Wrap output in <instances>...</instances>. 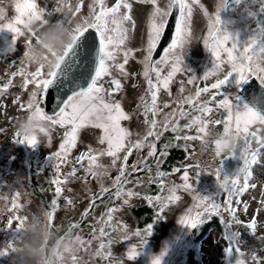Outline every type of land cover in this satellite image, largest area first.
<instances>
[{
    "label": "rangeland",
    "instance_id": "rangeland-1",
    "mask_svg": "<svg viewBox=\"0 0 264 264\" xmlns=\"http://www.w3.org/2000/svg\"><path fill=\"white\" fill-rule=\"evenodd\" d=\"M64 2L73 8L76 3H80L81 10L74 18L79 21L89 15L88 5L92 4L93 0H64ZM125 2L129 3L131 7L130 9L122 7L120 13L127 12L131 19L123 24L127 31L121 54L117 57L116 62H124L123 49L131 50L129 62L124 69L128 75H122L118 69L112 68L111 76L105 77L101 83L105 88V99L118 101L121 104V109L128 115L129 119L122 120L120 124L121 127L129 130L131 135L128 139L134 143L146 135L147 126L143 123L144 105L151 103L148 84L143 76V59L146 55L143 49L146 47L148 21L153 6L143 3L141 0H125ZM13 3L14 0H0V6L5 8V15L9 19L14 15ZM36 3L38 7L46 10L45 18L49 19L50 22H57V20L65 18L64 12L56 13L54 11L59 6L57 0H36ZM115 3L116 0H105V4L109 7ZM167 3L168 0H158V6L162 9L166 7ZM65 11H67L66 8ZM47 12H52L53 15L49 17ZM216 20H218L219 31L227 33L236 42L238 48L247 46L255 38H258V44H264V0H232L231 2H226V0H199V5H193L189 20L188 27L192 38L185 45L181 71L173 76L167 89L161 86L157 92L159 111L155 117L157 120L155 131L166 132L164 131L166 113H171L174 109L177 112H184L192 108L190 105L184 104L182 109H177V101L194 95L196 88L206 86L210 88V85L215 82V76H209L206 80L202 77L206 72L212 70L214 65V57L204 46L203 38L207 34L208 23ZM72 26L74 27V24ZM21 30L24 35L18 36L15 44H11L10 33L0 31V89L3 88L4 84L11 81L8 88L0 93V163L9 161L7 180L4 183L0 182V197H7V199L0 198V219L2 221L5 214L8 215V218L13 217L12 227L15 228L16 216L29 218L34 213H45L51 210V200L55 198L57 199V207L53 213L52 222L50 223L48 219L49 225L53 224L58 234L67 231L79 236L83 241L90 242L81 246L77 254L81 264H115L116 261H123V264H152L153 258H159L160 264H231L225 257V249L232 242V233L236 232L240 233L237 240L243 253L240 258L244 264H264V209H261V201L264 200V196L261 195L262 190H264V147L258 145L255 140L250 145L249 155L257 151L258 155L257 163L251 165L253 175L249 179V183H255L257 186L256 188H248L241 195L240 204H236L235 198L233 199L232 207L236 209L234 220L232 214L225 211L224 201L227 198V193L219 187L215 172L216 169L221 168V178H223V175L232 176L239 171L243 161L238 158V155L244 149V141L239 140L235 151L237 157H232V153H220V156H216L214 137L218 133L212 125H209L204 143L200 139L186 141L184 139V143L190 146L186 148V158L184 154L161 156L162 151H166L168 154V148L165 149L164 146L172 145L173 142L157 144L160 143L162 136L159 140H155V137H149L144 147L132 149L126 162L123 161V156L126 153L121 151L115 165L112 164V157L100 154L107 148L106 143H99V138L103 135L102 130L90 124L78 131L75 146L69 150L66 162L54 158V153L60 150L59 145L63 142L64 129L59 125L49 129L47 135L39 131L35 135L37 143L32 146L27 143H18L19 139L25 137L21 134L20 125L30 113L27 109V101L32 87V85L27 88L21 87L24 77L19 74V70L23 69L25 73H31L38 66L25 60L23 56L24 52L28 50L26 46L28 34L22 26ZM32 42L34 43V40ZM52 56L56 60L55 52H52ZM22 60H24L23 64L21 63ZM163 66L165 65H161L160 68ZM222 67L224 72L219 74L220 78L229 70L227 65ZM169 70L167 67V71ZM14 72L18 74L13 76L12 73ZM191 77H195L196 80L189 84L188 80ZM112 78L120 80V88L113 91L109 97L107 95L108 90L114 88L110 82ZM152 79L153 82H156L155 75L152 76ZM194 84L195 87H193ZM241 85L226 84L219 92H226L230 97H234L238 95V89ZM182 87L183 92L180 91ZM216 91L211 90V92ZM17 98L19 99L17 100ZM210 98L211 93H203L194 103L210 101ZM221 98L222 96L217 95V100ZM14 101L16 102L14 103ZM165 103L169 105L168 108L163 107ZM41 106L44 108V103ZM209 107L213 111L204 118L212 121L217 120L219 113L223 110L217 109L215 102H210ZM193 112L195 110L190 114ZM196 112L199 116L200 113ZM179 117V115L169 117V130H171L172 124H177L178 127L181 125L178 121ZM151 118L152 114L149 113V119ZM257 127L260 126L254 125L250 131H255ZM260 129L264 131V127ZM184 135L197 136V125H193L191 130L187 128ZM258 135L264 137V134L258 133ZM151 142L156 143L158 150H156L155 156L149 159L148 144ZM198 147L204 148L202 152L197 151ZM90 149L91 155L95 157L94 162L90 164L87 156L76 162L77 157L81 156L82 153H88ZM181 163L182 165L179 167ZM121 164H125V173L128 181H130L124 185V191L131 190L138 193V196L120 199L114 196L113 182L119 175ZM55 165H59V171ZM133 165L144 170L134 172ZM162 165L163 167H161ZM89 167L98 175L93 176L91 172H88ZM186 167L189 183L195 192L221 205L219 215L206 216L205 220L194 227L193 231L192 228H188L178 221L192 207V193L179 189L176 192L179 200L168 204L160 213L162 218L157 217L159 205L155 201L150 204L145 199V197L167 196L169 194L168 188L183 183L181 177ZM73 168L76 169L75 175L68 177L67 181L60 185L61 195L56 197L55 188L57 185L52 184L51 181L55 179L64 181L66 174L71 172ZM148 168H150V172L147 170ZM176 168L179 171H175ZM1 170L2 166L0 165ZM158 171L165 173V175L162 178H157ZM150 176L152 177L151 182ZM161 181L164 184L163 191L160 187ZM240 182L243 183L242 175ZM102 189H108V191L104 192ZM15 193H20L17 199V203L20 205L19 210L11 207V200ZM124 199L128 200L127 204L124 203ZM90 204L93 207L90 208ZM244 204H248L247 210L244 209ZM109 207L118 209L113 213V219L110 222L111 227L103 223L104 220H107L105 213ZM140 208H151L155 217L151 219L150 223L146 221V210L138 212ZM86 210L88 214L84 215ZM152 214H150L151 217ZM253 218L256 219L255 230L247 228ZM236 220H239L240 223L237 224ZM245 222L249 223L246 224ZM74 224L79 226L70 228ZM121 224L126 226L129 233L127 240H124L120 233L115 230ZM148 224H151V232L147 236L144 229ZM102 227L107 232L104 237H100ZM6 229L7 221L0 225V232L9 235L10 238L8 239H17L19 232L11 233V230ZM60 229H64L62 233H59L58 230ZM93 230H95L96 238L93 237ZM137 230L145 236L142 245L141 237L132 235ZM203 231L204 233L195 243L194 238ZM8 239H1L0 246H3ZM109 240L114 241V243L109 244ZM102 242L106 245L104 251L112 253L108 260L95 255ZM132 246H136L138 254L134 260L129 261L127 251ZM253 252L256 253L257 260L252 259ZM0 264H12L10 254L7 257H0Z\"/></svg>",
    "mask_w": 264,
    "mask_h": 264
},
{
    "label": "snow or ice",
    "instance_id": "snow-or-ice-1",
    "mask_svg": "<svg viewBox=\"0 0 264 264\" xmlns=\"http://www.w3.org/2000/svg\"><path fill=\"white\" fill-rule=\"evenodd\" d=\"M143 3L151 4L153 6L147 30V41L146 47L143 51L146 53L143 59V76L148 84V92L151 96V103L144 105V121L143 123L147 126L146 135L142 139L136 142H131L128 138L131 133L127 128L121 127L120 122L122 120H128L129 117L121 109V104L118 101L106 100L105 99V88L101 81L108 76H111L112 68L118 69L122 75H128L124 69L125 65L129 62L128 58L130 55V49H123V63H117V57L121 54L122 46L124 45L125 34L127 29L123 27L125 21H129L131 17L124 12L120 13V9H130L131 5L125 0H116V3L111 7L105 4V0H93L92 4L88 5L89 15L81 18L77 21V14L81 10L80 3H76L73 8L71 5L66 4L64 0H57L58 7L54 9L56 13H62L61 9H67L68 14L65 15L63 20H57L56 26H68L71 29V42L67 44L60 55L56 56L55 63L46 66L39 64L34 72L25 73L23 69L19 70V74L24 77L22 88H27L32 85L30 94L27 101V109L32 113V117L39 123V131L48 134V130L59 125L64 129L63 142L59 145V151L54 153V158L62 162H66L67 154L69 150L75 146L78 131L85 125H92L93 127L102 130L103 135L99 138L100 144H107L106 150L102 151L101 155H107L112 157V164L115 165L119 159V153L124 151L126 154L123 156V161L126 162L132 149H140L145 146V142L148 141L149 137H155V140H159L163 135V132L155 131L157 127L156 115L159 111L157 107V92L162 86L167 89L169 82L173 76L181 71L182 58L185 45L191 40V32L188 24L192 15L193 5H199V0H168L165 8L158 6V0H141ZM14 9V15L9 19L5 15V8L0 6V31H6L11 34V44H15L18 36L24 35L21 30V26L25 27L26 19L39 20L42 23H49V19L45 18L46 10L38 7L36 0H14L12 5ZM173 9L178 10V15L175 16V31L172 35L171 42L164 49V56L159 60L153 62V52L156 50L157 45L160 43L162 36L165 33V26L169 23L168 17L173 13ZM52 12H47V16L51 17ZM74 24V27L72 26ZM218 20L209 22L207 25V34L203 38L204 46L211 52L214 57V65L212 70L206 72L202 79H207L209 76H215V82L209 87L196 88L195 94L184 97L182 100L177 101V109H182L184 104L190 105L193 109L200 113L199 116L195 117L187 127L197 125L198 135L195 137L185 136L183 139H200L204 143V137L207 135L209 125H212L213 129L219 134L221 132H228L229 130L234 131L240 140L244 141V149L238 157L243 161L242 167L239 171L232 175H223L221 178V168L216 169L215 177L219 187L227 193V198L224 201L225 211L232 214L235 220L236 209L232 207L233 199L235 198L236 204H240L241 195L248 188H256V184H250L249 179L253 173L251 171V165L257 163V152H252L249 155V148L253 140L264 147V137L258 135L260 128L264 127V112L256 110L255 107L250 106L249 103L242 101L239 95L230 97L226 92L221 93L219 90L226 84H235L237 86L247 83L250 79L255 78L259 81V84L264 87V44H258L257 39H252L247 46L238 48L235 41L227 33L219 31ZM90 30H94V36L92 37L93 42L96 38L99 40L98 48L95 49V55L92 60V68L88 70V79H85L83 84L79 81L84 73V69H88V65L84 63L89 53V35ZM29 36L35 37L34 32H30ZM230 42V46H229ZM32 43V40L28 38L26 40V46ZM93 47L95 45L93 44ZM83 52V55H82ZM25 60H29V51H25L23 54ZM24 63V60L21 61ZM161 65L167 66L170 70L167 75H161ZM223 65L228 66L226 74L220 78L221 73L224 72ZM47 69L46 71H43ZM18 73H12L13 76ZM155 75L156 82L153 83L152 76ZM196 80L195 77H191L188 80L189 84H192ZM63 81H69L73 84V89L70 95H67L65 99L63 96L57 98L52 96L51 89L60 84ZM111 84L114 86L113 89L108 90L107 95L110 97L112 92L120 88V80L112 78ZM11 81L4 84L3 88L0 89V93L8 88V84ZM211 90H217L211 92ZM184 91L183 87L180 89ZM203 93H211L210 101L203 103H194ZM217 95L222 96L221 99L217 100ZM51 97V101L56 103V108L53 109L55 115L46 114L44 108L41 106L44 103L45 97ZM19 98H17L18 100ZM257 102L264 103V99L257 97ZM235 101V102H233ZM16 101H14L15 103ZM210 102H215L217 109H222L224 115L217 120H206L204 117L210 114L213 109L209 107ZM63 105V106H61ZM164 108H168L169 105L165 103ZM58 109V111H57ZM149 113L152 114V118L149 119ZM186 116L187 113L183 111L177 112L173 110L171 113H166L164 116V131L169 130V117ZM218 125H222V130H217ZM254 125H259L255 131H250ZM171 130L173 132L178 131V125L172 124ZM19 135V134H18ZM181 137L177 136L176 139ZM18 143H27L32 146L37 143L36 136H25L23 139H19ZM149 151L148 157H153L156 154V143L151 142L148 144ZM165 149L169 145L164 146ZM161 156H166L167 152L162 151ZM216 156H220V152H215ZM235 152L233 153V156ZM85 156L88 157L90 164L95 161V157L91 155V149L88 153H82L81 156L77 157L76 162H79ZM232 156V157H233ZM236 156V155H235ZM229 158V157H228ZM226 159V158H225ZM223 161V160H222ZM221 161V162H222ZM57 171H59V165H55ZM190 167V166H188ZM136 165H133V171H143ZM150 172V168L147 169ZM93 176H97L98 173L92 171V168L87 169ZM175 171H179L176 169ZM76 169L73 168L71 172L67 173L65 180L60 179L52 180L51 183L57 185L55 188V196L60 197L61 187L60 185L67 181L68 177L75 175ZM157 178H162L165 173L158 171ZM243 176V183L240 182V176ZM183 183L180 185H174L168 188L167 196H156V197H145L150 204L155 201L159 205V212L157 213L158 218L160 213L168 206L169 203L179 200V196L176 192L179 189H183L185 192L192 193L193 205L189 208L184 215L179 218V223L187 226L188 228L196 227L205 217H211L213 214L219 215L221 205L207 197L199 195L192 188L189 183V177L187 167L184 170V174L181 177ZM150 182L152 177H149ZM126 173L125 164H121L119 168V175L113 182L115 188L114 196L117 199L122 197H133L138 196L131 190L124 191V185L129 183ZM139 183V181H137ZM161 190L164 189V184L161 181ZM107 192L108 189H102ZM261 195L264 196V190ZM20 193H15L11 200L12 209L19 210L20 205L17 203V199ZM7 199V197H0ZM71 203V201H68ZM124 203L127 204L128 200L124 199ZM57 207V199H52L50 208L51 210L46 211L50 223L53 220V213ZM90 208L93 205L90 204ZM248 204H244V209H248ZM261 209H264V200L261 201ZM118 211L116 208H107L105 215L107 220L103 223L111 227L110 222L113 219V213ZM87 210L84 215H87ZM27 217L16 216L17 221L15 228L13 225V217H9L7 220V229L11 230V233H17L20 231L21 226ZM103 219V217H102ZM237 224L239 220L235 221ZM79 225H71L70 228L78 227ZM256 219L253 218L252 222L247 225V228L255 230ZM124 240L129 238V233L126 230V226L121 224L117 229ZM151 232V224H148L144 229V233L148 236ZM107 235V232L102 227L100 229V237ZM132 235L141 237V245L145 240V236L141 234L139 230L132 233ZM240 236L239 232L232 233V242L229 247L225 249L226 253H233V248L238 254L235 258L236 264H244V261L239 259L240 255H243L239 246L237 238ZM93 237L96 238L95 230H93ZM227 239V237H225ZM81 246L85 243L80 237ZM17 239H8L3 246H0V257H7L12 251L15 250V244ZM109 244L114 241L109 240ZM106 245L102 242L99 248L96 250L95 255L100 256L105 260H108L112 253L110 251H104ZM138 250L136 246H132L127 251V259L132 261L136 258ZM73 264H81L78 257L73 256ZM252 259L257 260L256 253H252ZM115 264H123V261H116ZM152 264H160L159 258H153Z\"/></svg>",
    "mask_w": 264,
    "mask_h": 264
},
{
    "label": "clouds",
    "instance_id": "clouds-1",
    "mask_svg": "<svg viewBox=\"0 0 264 264\" xmlns=\"http://www.w3.org/2000/svg\"><path fill=\"white\" fill-rule=\"evenodd\" d=\"M61 11L68 14V10ZM24 31L28 38L34 40V43L28 45V51L30 62L36 65L49 66L55 63L52 52L60 55L63 48L71 42V29L66 25L58 27L55 22L42 23L26 19ZM30 32H34L35 37L29 36ZM257 97L264 99V95L257 93L250 103L261 107L264 103L257 102ZM20 131L25 136L37 135L39 123L32 117V113L21 123ZM214 140L215 151L225 154L234 153L240 139L234 131L229 130L216 134ZM53 229V224L49 225L44 212L34 213L27 218L19 231L15 250L10 253L12 264H73L71 258L78 257L81 248L79 236L67 231L58 234Z\"/></svg>",
    "mask_w": 264,
    "mask_h": 264
},
{
    "label": "water",
    "instance_id": "water-1",
    "mask_svg": "<svg viewBox=\"0 0 264 264\" xmlns=\"http://www.w3.org/2000/svg\"><path fill=\"white\" fill-rule=\"evenodd\" d=\"M232 0H226V2H231ZM178 15V10L173 9V13L168 17L169 23L165 26V33L161 38L160 43L157 45L156 50L153 52V62L157 59H159L164 49L168 46V44L171 42L172 35L175 31V16ZM91 35H89V53L90 55L87 56L84 63L88 65V69H84L85 75H83L80 79V83L83 84L85 79H88L87 72L89 69L92 68V60L95 55V49L98 48L99 40L98 38L95 39L93 42L92 37L94 36V30H90ZM93 44L95 47H93ZM83 55V52H82ZM73 89V84L69 81H63L60 84H57L51 89L52 96H55L57 98L63 96L65 99L67 98V95L71 94V91ZM257 93H261L264 95V87H262L259 84V81L255 78L250 79L247 83L242 84L238 89V95L240 96L242 101H245L250 104V106H253L256 108V110L262 112L264 111V105L261 107H257L256 105H253L250 103V100L256 96ZM63 106V105H61ZM56 108V103L51 101V97L46 96L44 99V110L48 115H53V109ZM58 111V109H57ZM224 115V112L221 111L218 115V119H220ZM217 130H222V125L216 126ZM229 247V245L227 246ZM238 254L235 252V248H233V253H225V257L227 261L231 264L235 262V258H237ZM240 258V256H239Z\"/></svg>",
    "mask_w": 264,
    "mask_h": 264
},
{
    "label": "trees",
    "instance_id": "trees-1",
    "mask_svg": "<svg viewBox=\"0 0 264 264\" xmlns=\"http://www.w3.org/2000/svg\"><path fill=\"white\" fill-rule=\"evenodd\" d=\"M195 109H193V108H190V109H188V110H185L184 112L185 113H187V115L186 116H183V117H179L178 118V121L180 122V126L178 127V131H176V132H170L171 130H167L165 133H163V135H162V137H161V139H160V143H157V144H162V143H165V144H170L171 142H173L172 143V145H169V147H168V154H167V156H179V155H182V154H184L185 155V152H186V148H188V146H187V144L186 143H184L185 141H184V139H183V137L185 136L184 135V132H185V130H187V128H189L190 130H191V128L193 127V125L191 126V127H187V125H189L190 123H191V121L195 118V117H197V112H196V110H195V112H193L192 114H190L192 111H194ZM190 114V115H189ZM258 128V127H257ZM259 133H261V134H264V131H262L261 129H260V132ZM177 136H179V137H181L179 140L178 139H176V137ZM190 147V146H189ZM157 150H158V148H157ZM243 150H241L239 153H241ZM157 152V151H156ZM232 156H233V153L231 154ZM236 155V157H237V154H235ZM234 155V156H235ZM155 156V155H154ZM153 156V157H154ZM238 156H240V154L238 155ZM153 157H150L149 159H152ZM185 158H186V155H185ZM184 158V159H185ZM148 159V160H149ZM184 159H183V162H184ZM154 163H155V161H154ZM164 165V164H163ZM163 165L161 166V167H163ZM182 165V163L179 165V167ZM178 168V167H177ZM176 168V169H177ZM223 169V168H222ZM149 207H151V206H149ZM141 209V208H140ZM138 210V212H142L143 210H146V212H147V216H146V221H148V223H150L152 220V218L154 219V215L152 214V210H151V208H142L141 210ZM152 214V217L150 216V214ZM146 223V222H145ZM242 223H244V222H242ZM246 224L247 223H249V222H245ZM208 228V227H207ZM206 228V229H207ZM195 228H192V231L194 230ZM205 229V230H206ZM55 232H56V230L55 229H53ZM63 230L64 229H60V230H58L59 231V233L61 232H63ZM204 230V231H205ZM204 231L200 234V235H198L197 237H195L194 238V241H195V243H196V241H197V239L204 233ZM185 261V260H184ZM184 263V262H183Z\"/></svg>",
    "mask_w": 264,
    "mask_h": 264
},
{
    "label": "flooded vegetation",
    "instance_id": "flooded-vegetation-1",
    "mask_svg": "<svg viewBox=\"0 0 264 264\" xmlns=\"http://www.w3.org/2000/svg\"><path fill=\"white\" fill-rule=\"evenodd\" d=\"M163 56H164V52H163V54H162L161 57H163ZM161 57H160V58H161ZM160 58H159V59H160ZM159 59H157V60H159ZM154 62H155V61H154ZM162 70H163V73H162ZM167 72H168V71H167V66H163V67H161V74H162V75H165ZM176 79H177V78H176ZM174 82H175V81H174ZM177 82H178V81H177ZM153 83H155V81H154ZM193 87H195V84H194ZM210 143H213V141H210ZM197 146H198V145H197ZM199 146H200V145H199ZM203 149H204L203 147H202V148L198 147V148H197V151H198V152H199V151L202 152ZM0 165L2 166V170L0 171V182H1V183H4V181L7 180L6 175H8V173H9V161L6 162V163H3V164L0 163ZM7 218H8V215L5 214L4 220L2 221V220L0 219V225H1V224H5L6 221H7ZM3 238L8 239V238H10V236L7 235V234H5V233H3V232H0V240L3 239Z\"/></svg>",
    "mask_w": 264,
    "mask_h": 264
},
{
    "label": "bare ground",
    "instance_id": "bare-ground-1",
    "mask_svg": "<svg viewBox=\"0 0 264 264\" xmlns=\"http://www.w3.org/2000/svg\"><path fill=\"white\" fill-rule=\"evenodd\" d=\"M179 221V220H178Z\"/></svg>",
    "mask_w": 264,
    "mask_h": 264
}]
</instances>
